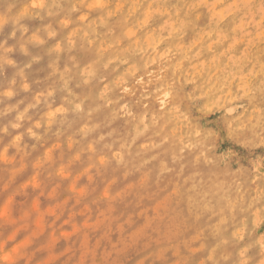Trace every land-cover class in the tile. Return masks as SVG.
Segmentation results:
<instances>
[{"label": "clouds", "instance_id": "9594fccd", "mask_svg": "<svg viewBox=\"0 0 264 264\" xmlns=\"http://www.w3.org/2000/svg\"><path fill=\"white\" fill-rule=\"evenodd\" d=\"M0 264H264V0H0Z\"/></svg>", "mask_w": 264, "mask_h": 264}]
</instances>
